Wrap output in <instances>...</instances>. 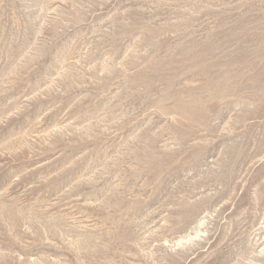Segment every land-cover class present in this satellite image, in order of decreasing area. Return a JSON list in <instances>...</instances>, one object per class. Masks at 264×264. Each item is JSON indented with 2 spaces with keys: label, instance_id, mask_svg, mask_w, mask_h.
<instances>
[{
  "label": "rangeland",
  "instance_id": "rangeland-1",
  "mask_svg": "<svg viewBox=\"0 0 264 264\" xmlns=\"http://www.w3.org/2000/svg\"><path fill=\"white\" fill-rule=\"evenodd\" d=\"M0 264H264V0H0Z\"/></svg>",
  "mask_w": 264,
  "mask_h": 264
}]
</instances>
